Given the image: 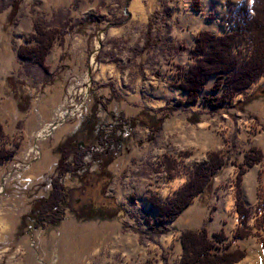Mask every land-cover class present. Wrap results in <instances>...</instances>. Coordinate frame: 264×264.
I'll list each match as a JSON object with an SVG mask.
<instances>
[{
  "label": "rangeland",
  "instance_id": "374dc122",
  "mask_svg": "<svg viewBox=\"0 0 264 264\" xmlns=\"http://www.w3.org/2000/svg\"><path fill=\"white\" fill-rule=\"evenodd\" d=\"M251 3L0 0V144L13 151L0 163V264H176L180 233L203 223L210 235L224 231L222 245L231 242L244 252L237 264H264L260 216L251 210L250 234L231 241L237 215L228 197H234L238 164L256 177L257 195L264 192V155L244 164L251 147L264 153V73L215 106L207 97L227 89L226 75L217 91L203 84L193 103L175 86L195 63L191 49L200 30L234 32L231 52L240 65L248 62L247 36L238 23ZM32 20L52 36L46 68L17 58L20 46L34 44ZM68 137L77 147L95 149L110 137L116 151L105 169L92 163L84 175L82 169L64 176L72 207L93 202L120 211L84 220L67 210L55 226L36 227L34 205L48 195L58 145ZM212 151L226 163L210 186L164 224L166 233L151 236L149 223L161 225L147 198L173 196Z\"/></svg>",
  "mask_w": 264,
  "mask_h": 264
},
{
  "label": "trees",
  "instance_id": "16d2710c",
  "mask_svg": "<svg viewBox=\"0 0 264 264\" xmlns=\"http://www.w3.org/2000/svg\"><path fill=\"white\" fill-rule=\"evenodd\" d=\"M240 10V9H239ZM247 36L249 59L245 64H239V57L231 52V44L235 37L234 32L222 35L211 34L200 30L195 36V43L191 49L195 63L183 74L176 87L186 92L184 102L193 103L198 99V93L203 89L206 79L214 74L215 82L211 85V91L219 90L223 85L222 78L227 76L226 90L220 95L207 97L212 105L224 102L228 95L233 94L249 86L264 73V0H252L249 13L242 14L238 23ZM33 33L31 39L34 44L20 46L17 58L23 61L33 58L43 68H46L44 59L52 44V36L47 26L38 20H32ZM164 118V117H162ZM158 120V124L162 120ZM159 126V125H158ZM157 126V128H159ZM4 137L3 127L0 124V141ZM114 139L108 137L99 140L98 148L92 145L77 147L73 139L68 137L58 145L59 158L55 173L50 178V191L48 195L34 205L36 213L35 226H55L66 214L67 210L73 212L76 218L84 220L110 219L118 215L120 209L116 206H106L88 202L77 209L72 207V191L63 184L65 175L79 176L86 167L95 163L99 169L111 162L115 150ZM13 151L4 148L0 144V163L9 160ZM264 153L260 148L251 147L244 155V164L248 167L261 160ZM226 163L225 157L219 151H212L206 155V159L197 165L188 180L173 194V196L161 200L156 195H150L147 201L151 208L155 209L154 222L160 224L156 229L149 223L151 236H159L168 231L164 225L173 221L193 200L202 194L211 184L217 171ZM238 171L234 180V206L237 214V225L231 233V241L242 239L250 234L251 228L247 224L248 209L244 204L241 192L242 175L246 167L237 165ZM80 174V175H81ZM168 171V177H171ZM260 210L259 225L264 226V196L257 207ZM258 225V226H259ZM227 238L223 230L211 233L205 223L198 229H184L180 233L179 241L181 252L176 264H234L244 256V252L238 248H230L231 242L221 244ZM221 244V245H219Z\"/></svg>",
  "mask_w": 264,
  "mask_h": 264
},
{
  "label": "crops",
  "instance_id": "0c3cea01",
  "mask_svg": "<svg viewBox=\"0 0 264 264\" xmlns=\"http://www.w3.org/2000/svg\"><path fill=\"white\" fill-rule=\"evenodd\" d=\"M193 42H194V40H193ZM214 81H215V75L212 74V75H210L206 79V81H205L204 84L205 85L208 84L207 86H211L214 83ZM249 86H247V87H249ZM239 92L240 91H238V96L241 95V93H239ZM235 97H237V95H235ZM237 100H241V99H239V97L238 98H235V101H237ZM261 105H262L261 108L263 109L264 108V103L261 104ZM247 173H248V170L244 174V177H242V181H241V192H242V198H243L244 204H245V206L248 209V219H247V224H248L249 215H250L251 210H256L257 211L256 216L257 215L260 216V213L261 212H260V210L257 209V207H258V202L260 203L261 198L264 196V192H263L262 195H257V189L256 188H257V186H259V182L257 181L256 177L254 179L252 175H250V177H248L249 175L246 176ZM263 186H264V184H263ZM232 194H233L232 192H229L228 197H230L231 203H232V205H234V197L232 198ZM238 240H241V239H238ZM237 263L238 262H236L234 264H237Z\"/></svg>",
  "mask_w": 264,
  "mask_h": 264
},
{
  "label": "water",
  "instance_id": "95a60500",
  "mask_svg": "<svg viewBox=\"0 0 264 264\" xmlns=\"http://www.w3.org/2000/svg\"><path fill=\"white\" fill-rule=\"evenodd\" d=\"M261 88H263V93H264V82L261 84Z\"/></svg>",
  "mask_w": 264,
  "mask_h": 264
}]
</instances>
